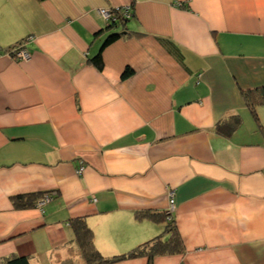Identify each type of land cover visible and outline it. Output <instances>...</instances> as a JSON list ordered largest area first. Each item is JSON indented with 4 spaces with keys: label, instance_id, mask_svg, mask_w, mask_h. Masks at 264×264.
Returning a JSON list of instances; mask_svg holds the SVG:
<instances>
[{
    "label": "crops",
    "instance_id": "1",
    "mask_svg": "<svg viewBox=\"0 0 264 264\" xmlns=\"http://www.w3.org/2000/svg\"><path fill=\"white\" fill-rule=\"evenodd\" d=\"M261 87L264 0H0V264H86L74 219L107 259L183 245L111 264H264Z\"/></svg>",
    "mask_w": 264,
    "mask_h": 264
},
{
    "label": "trees",
    "instance_id": "2",
    "mask_svg": "<svg viewBox=\"0 0 264 264\" xmlns=\"http://www.w3.org/2000/svg\"><path fill=\"white\" fill-rule=\"evenodd\" d=\"M43 1V0H41ZM119 22H124L123 20H119ZM118 23V22H117ZM120 35H111L108 37L105 45L109 42L117 40ZM21 43V42H20ZM18 43V45H20ZM16 45V46H18ZM15 46V47H16ZM93 63L98 68L101 67V57L100 55L96 56L93 60ZM130 75V70H126L122 77H128ZM244 99L247 105L251 110V114L255 116L256 105H264V87L258 88L256 90H252L244 93ZM240 119L238 116L230 117L229 120L223 122L222 124L217 125L216 131L223 136H230L234 130L239 126ZM36 196H20L14 199L15 208H27L32 207L34 205ZM141 215H137V218H140ZM71 226L74 233V242L77 245L78 250L82 258L84 259L86 264H111L113 262L131 259L135 257L145 256L148 257L149 260L159 255H171V254H179L183 251V245L180 241L178 234L174 232V230H170L171 236L167 240L161 239V237H156L151 241L144 243L141 246H138L129 252L114 256L112 258H104L99 254V252L95 249L93 244V234L92 231L87 227L85 221L83 219H74L71 220ZM170 229V228H169ZM168 230V227H167ZM7 264H28L26 259H12L7 261Z\"/></svg>",
    "mask_w": 264,
    "mask_h": 264
},
{
    "label": "built area",
    "instance_id": "3",
    "mask_svg": "<svg viewBox=\"0 0 264 264\" xmlns=\"http://www.w3.org/2000/svg\"><path fill=\"white\" fill-rule=\"evenodd\" d=\"M116 10H108V9H100L99 13L100 15L105 19V20H109L111 22L116 21L117 17H116ZM122 15L124 18H129L130 17V10L128 7H125L124 9H122ZM14 58L17 60H28L29 59V54L23 50V49H19L14 53ZM82 171V167H79L77 172L81 173ZM49 201V197L46 195L43 197V199H41V202L37 203L38 206L43 205L44 203H47ZM95 201V200H93ZM174 212V201L172 199V195H170V199H169V204H168V209H167V213L170 215V217H172V214Z\"/></svg>",
    "mask_w": 264,
    "mask_h": 264
},
{
    "label": "clouds",
    "instance_id": "4",
    "mask_svg": "<svg viewBox=\"0 0 264 264\" xmlns=\"http://www.w3.org/2000/svg\"><path fill=\"white\" fill-rule=\"evenodd\" d=\"M128 8H129V10H130V17L132 16L131 15V8L129 7V6H127ZM125 8V7H124ZM123 7H117V8H115V9H108V10H116L117 9V11L118 12H116V17H117V19H116V21H114V22H111V21H109V20H106L107 22H109V23H112V24H114V23H117V22H119V20H125V19H129V18H124L123 17V15H122V9H124ZM101 9H105V8H101ZM100 10V9H99ZM99 12V11H98ZM100 14V13H99ZM102 17V16H101ZM103 18V17H102ZM104 19V18H103ZM19 49H23V50H25L24 49V46L23 45H19L17 48H15V49H13L12 51H9L8 52V54L11 56V58H13V59H15L14 58V53L17 51V50H19ZM80 167H82V166H80ZM82 169H83V167H82ZM170 217V216H169ZM171 218V217H170Z\"/></svg>",
    "mask_w": 264,
    "mask_h": 264
}]
</instances>
